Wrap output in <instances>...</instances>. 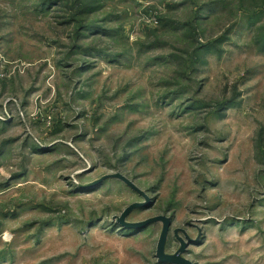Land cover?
I'll list each match as a JSON object with an SVG mask.
<instances>
[{
  "label": "rangeland",
  "instance_id": "obj_1",
  "mask_svg": "<svg viewBox=\"0 0 264 264\" xmlns=\"http://www.w3.org/2000/svg\"><path fill=\"white\" fill-rule=\"evenodd\" d=\"M157 217L264 264V0H0V264H162Z\"/></svg>",
  "mask_w": 264,
  "mask_h": 264
},
{
  "label": "water",
  "instance_id": "obj_2",
  "mask_svg": "<svg viewBox=\"0 0 264 264\" xmlns=\"http://www.w3.org/2000/svg\"><path fill=\"white\" fill-rule=\"evenodd\" d=\"M159 221H162L164 223V227L162 229L161 235H160L158 243H157V248H156V257L159 260V262H161L162 264H191L190 262H187L186 260L180 258V256L186 250L185 244H182L179 251L172 257H166L163 254V248H164V245L166 244V239H167V236L169 233V227H170V220L168 218L157 217L154 219H150L143 224H139V225H136L133 227H134V229L141 228L143 226H146L147 224L150 225V223L159 222ZM123 226H124V228L126 227L128 229L132 227V226L126 225V224H123Z\"/></svg>",
  "mask_w": 264,
  "mask_h": 264
}]
</instances>
